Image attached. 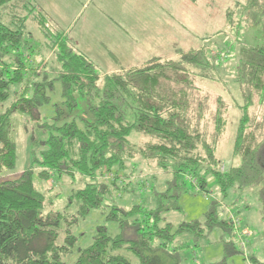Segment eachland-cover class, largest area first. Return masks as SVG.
<instances>
[{"label":"trees","instance_id":"trees-1","mask_svg":"<svg viewBox=\"0 0 264 264\" xmlns=\"http://www.w3.org/2000/svg\"><path fill=\"white\" fill-rule=\"evenodd\" d=\"M29 1L0 0V13L10 4L22 5L21 10L25 11ZM3 19L0 15L1 58L19 51L26 35L23 19L15 17L9 23ZM39 25L46 28V25ZM64 35L49 36L52 45L58 48L61 65L58 78L62 86V103L61 107L55 105L54 122L57 125L53 126L52 132L47 129L49 126H44L49 133H45L43 149L40 156L32 160V165L18 178L0 182V264H183L180 248H172L175 239L190 235L199 247L215 229L224 234L221 240L225 245V257L219 264H227L228 259L243 254L237 250L234 238L239 228L226 218L229 214L224 213L215 200L204 222L191 221L175 228L166 223L164 216L181 211L179 199L186 191L189 176L197 192L203 194L210 192L212 180L224 200L231 190L259 187V200L264 210V142L258 141L262 135L257 134L264 122L257 123L255 119L253 131L256 133L252 132L250 122L254 119L249 114L256 97L259 104L264 105V47L241 48L235 82L244 106L240 107L233 145L234 156L240 164L222 172L223 163L216 157V152L218 139L227 126L224 100L218 99L217 103L224 106L217 104L214 113V142L208 143L199 130V124L211 106V97L195 85L197 71L211 65L204 49L184 53L180 61L162 63L154 59L143 68L124 69L102 77L97 66L72 48ZM11 67L16 68L14 73L0 70V108L3 109L0 111V174L14 171L18 161L13 136L14 115L20 113L36 119L41 108L51 102L44 89L36 90L32 98L18 94L25 76L33 78L37 73L28 72L33 68L30 69L22 54L17 55ZM191 67L196 73L190 72ZM202 93L205 99L201 97ZM81 104L86 105V110H83L84 116H78L82 120L80 125L74 119L71 123L61 120L74 115ZM133 135L148 141L140 147L132 141ZM135 157L156 165L171 177L164 193L155 192L156 207L148 210L137 204L126 210L113 206L108 220L118 222L123 231L134 230L135 237L111 236L106 226L98 227L91 244L78 251L75 262L71 261V250L78 241L73 227L80 218L102 209L111 189L127 188L123 182L121 187L118 185L119 174L128 169L127 162H133ZM36 164L38 172L34 168ZM106 173L114 174L115 179L107 183L111 186L102 184V178L99 180L106 177ZM77 174L87 178V182L83 189L69 197V204H76V213L54 212L53 206L48 211L47 193L37 189L35 179L46 183L52 175L60 178ZM234 214L238 212L234 211ZM61 233H64L65 243L58 245ZM246 260L250 264H264L250 253Z\"/></svg>","mask_w":264,"mask_h":264},{"label":"rangeland","instance_id":"rangeland-1","mask_svg":"<svg viewBox=\"0 0 264 264\" xmlns=\"http://www.w3.org/2000/svg\"><path fill=\"white\" fill-rule=\"evenodd\" d=\"M194 2L198 3L196 8L182 12V16L184 17L182 20L185 23L182 26L185 27L189 37L186 43L183 40L184 44L173 47L170 55H168L172 56L173 59L168 61H180L182 54L191 51L198 52L204 49L207 53L211 65L205 70L197 71L195 85L211 97V106L205 118L199 124V130L205 135L208 143L212 144L214 142L216 136L214 113L217 104L221 107L224 106L223 104L217 103L218 99L224 100L227 105L224 114L227 126L223 136L218 139L216 157L223 163L220 170L225 172L240 164V160L234 156L233 145L241 116L240 107L244 106V101L241 97L240 88L235 82V69L240 63V51L242 47H264V0H197ZM36 5L35 0H30L27 5L29 8L22 11L21 9L24 8L22 5L17 4L13 6L10 4L0 13L4 18V22L9 23L15 17L17 19H23L22 24L25 25L26 32L25 40L21 44L19 51H12L8 56L0 57V70L3 72L9 70L10 73H14L16 68L12 69L14 67H11V65L15 63L17 55L22 54L23 60L29 62L30 69L33 68V70L28 72L37 73L33 75V78H28V75H26L24 84L20 88L21 91L17 93L20 97L24 95L32 98L36 90L40 91V89H44L46 95L51 98V102L41 108L39 118L37 117L38 120L37 118L30 119L20 113L14 115L13 136L17 144L18 161L14 171H6L0 174V182L18 178L20 174L32 165V160L40 156V151L43 149V143L46 140L45 133H49L47 129L52 132L53 126L55 127L57 125L54 122L57 110L55 105H60L61 107L62 103V86L58 78L61 75V65L58 62L57 55L58 48L56 45H52L53 43L52 41L50 42L49 36L55 37L56 34H65V31L55 29L51 25L50 18L45 13H40ZM16 6L18 7L17 15H15L17 11L15 9ZM58 9L59 7L56 6L52 8V14L53 16H57V19H59ZM83 19L84 17L80 19L79 24L82 23ZM39 23L44 26L46 25V28L41 27ZM162 25L163 22L160 27ZM59 26L63 25L59 24ZM67 39L70 42V38L68 37ZM69 45L72 48H76L86 58L88 57L97 66L98 74L102 77L108 75V73L113 74V70L110 69H117V71L122 69L123 67L120 68L121 65H124V67L129 66L131 69H139L145 67L149 62L147 61L148 57L143 56H140V61L134 63L121 62L116 58L117 51H115L114 47H109L108 50H100V52L104 53L103 55H98L96 52L92 53V50H89L91 55L87 54V47L76 46L74 44L75 47L72 43H69ZM165 48L168 47L165 46ZM109 51L113 53V56H110ZM167 52L168 50L165 49V53ZM96 58L101 60H97ZM31 59H33L34 63H30ZM159 60L162 63L166 61ZM5 64L8 66H5ZM190 70V72L196 73L192 67ZM6 75H9V73L7 72ZM201 97L205 99L204 97L206 96L202 93ZM2 110L0 108V111ZM83 110H86L85 104H81L80 109L74 115H69L61 120L63 122H67L68 120L71 123L74 119L80 125L82 120L79 117L84 116ZM249 112L250 118L254 119V122H250V127H252V132H255L253 128L256 122L261 124L264 122V105L259 104L257 97L254 100V105L250 107ZM59 125L61 124L59 123ZM44 126H49L50 128L44 129ZM257 134L262 135L258 138V141L264 142V126L261 130L257 131ZM132 141L136 145L143 147L148 139L133 135ZM127 163L128 169L119 174L120 179L118 181L120 187L121 182H123V184L127 185V188H122L123 190L118 191L111 189L110 192L112 194L109 192L110 196L105 198L102 209L91 212L84 219L80 218L78 223L73 227V232L78 237V241L76 247L71 250V261L75 262L79 256L78 251L85 249L91 244L92 237L98 227L106 226L111 236L123 235L126 238L135 237L134 230L127 229L123 231L118 222L108 220V215L113 206L116 205L129 210L134 205L141 204L146 209L151 210L156 207L155 192H165L166 184L171 180L170 175H166L156 165L147 163V161L139 157L133 160V162L130 161ZM36 166L37 164L34 168ZM36 171H39L38 167ZM106 174H108L107 177L109 178L99 176V180L102 178L100 180L102 184L111 186L107 183L115 179L114 174ZM35 180L37 189L47 193L48 211L52 210L53 206L54 212L68 215H74L76 213V204L70 205L69 197L74 195L77 190L85 187L87 178L77 174L75 177L66 175L60 178L52 175L51 180L46 183L38 178ZM191 180L192 178L189 176L188 181H186V191L181 194L179 199L178 205L181 207V211H172L165 214L164 218L166 219V223H171L177 228L179 225L191 221L204 222L205 215L212 201L215 200L221 205L224 213L230 215L234 211L238 212V214H234V219L236 221L238 219L240 220L239 231L250 233L249 235L247 234L246 241L242 238V234L235 233L234 238L236 239L237 250L242 251L243 254H238L228 259L227 264H250L246 260L249 257V253L263 262L264 210L259 200L260 188H247L243 191L231 190L226 200H224L221 198L222 196H220L219 190L211 179V190L205 194L197 192L196 188L190 182ZM229 215H226V218ZM137 219L140 220V217H137ZM134 220L135 218L131 221L133 222ZM222 235L224 234L221 230L215 229L209 235L208 239L200 243L199 247L195 245L190 235H181L175 239L172 248H180V256L183 264H219L224 261L225 257V245L223 243L224 241L221 240ZM64 238V233H61L58 245L65 243ZM226 238L228 239V237ZM241 242L245 243L247 249L244 250L242 248ZM245 252H247L246 255L244 254ZM127 253L130 258L131 256L133 257L131 253ZM244 256L246 259H244ZM67 261H70V259L68 258Z\"/></svg>","mask_w":264,"mask_h":264},{"label":"crops","instance_id":"crops-1","mask_svg":"<svg viewBox=\"0 0 264 264\" xmlns=\"http://www.w3.org/2000/svg\"><path fill=\"white\" fill-rule=\"evenodd\" d=\"M194 1L197 0H35L38 11L50 18L55 29L65 31L73 45L87 47V54L92 50L98 55L104 54L100 50L114 47L116 58L131 63L140 61V56L148 57L147 61L173 59L168 56L173 47L186 43L189 37L182 26V12L196 8L198 3ZM55 6L59 7V19L52 14ZM109 54L113 56L110 51ZM121 67L120 70L131 69Z\"/></svg>","mask_w":264,"mask_h":264},{"label":"built area","instance_id":"built-area-1","mask_svg":"<svg viewBox=\"0 0 264 264\" xmlns=\"http://www.w3.org/2000/svg\"><path fill=\"white\" fill-rule=\"evenodd\" d=\"M106 177H107V176H106ZM107 178H109V177H107ZM195 186H197V185L195 184ZM234 217H235V216H234V213H230V215H229V219H230V221H231V223H232L233 225H234V223H235L234 226H235L236 229H238L239 226H240V220L238 219V221H236V220L234 219ZM233 222H234V223H233ZM237 233H238V234H242V238H243V239H245V238L247 237V234H248V235L250 234V233L245 232V231H243V232L241 231V232H240L239 230L237 231ZM241 246H242V248H244V250H245L246 247H247V246L245 245V243H243V242H241Z\"/></svg>","mask_w":264,"mask_h":264}]
</instances>
